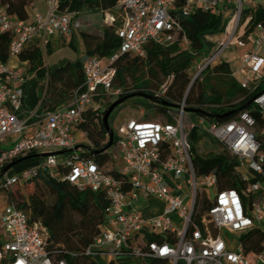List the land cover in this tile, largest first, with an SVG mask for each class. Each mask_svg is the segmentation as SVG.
<instances>
[{"label": "built area", "instance_id": "2783aa9c", "mask_svg": "<svg viewBox=\"0 0 264 264\" xmlns=\"http://www.w3.org/2000/svg\"><path fill=\"white\" fill-rule=\"evenodd\" d=\"M45 1L46 12L35 10L30 20L16 19L0 6V34L12 36L8 59L17 56L39 34H69L71 14L59 10L58 0ZM232 1L235 4L232 31L201 52L191 69L193 80L216 64L233 41L244 45L236 31L245 0ZM218 3L219 0H119L118 17L105 13L104 18L107 25L119 19L115 28L119 48L104 59L86 58L82 84L74 89L68 103L54 110L32 111L23 116L21 86L26 75L9 65L8 60L0 59V170L21 156L76 146L73 130L83 112L99 109L96 98L119 94V89H113L118 58L125 53L144 57L150 42L169 46L173 32L181 31V19L197 9L215 10ZM255 28L264 27L257 24ZM262 37L254 36L252 47L241 58L252 75L259 74L264 66V58L257 52ZM179 44L188 54H194L185 35ZM172 79L173 74H169L153 95L163 97ZM259 80L249 83L244 79L240 84L253 91ZM251 99L264 119V90ZM166 112L170 120L128 119L117 126L109 150V153L116 151L121 160L117 175L104 170L94 159L79 158L74 149L60 156L39 157L35 164L17 172H5L0 185L9 187L44 174L71 183L79 192L90 191L100 196L104 200V220L85 248L84 254L90 257L143 261L156 257L168 264H264V239L259 250L245 248L254 235L252 229L264 233V125L259 127L246 110L224 122H210L204 115H197L196 121L187 124L184 101ZM191 129L210 135L223 152L234 158L235 171L245 182L240 190L221 188L212 171L196 170L193 164L196 149L193 150L188 139ZM164 143H168L169 151L163 157ZM208 189H212V194ZM148 197L159 199L163 206L158 214L145 217L137 203ZM201 200L207 203L202 211L198 208ZM222 231L232 237L225 238ZM147 234L150 237L143 240ZM156 235L171 240L157 242L153 239ZM45 236L46 228L41 223L30 220L25 210L5 200L0 210V264H65L64 259L55 262L50 256Z\"/></svg>", "mask_w": 264, "mask_h": 264}, {"label": "trees", "instance_id": "16d2710c", "mask_svg": "<svg viewBox=\"0 0 264 264\" xmlns=\"http://www.w3.org/2000/svg\"><path fill=\"white\" fill-rule=\"evenodd\" d=\"M32 1L0 0V6L4 7L6 13L10 16L26 20L28 18L26 7ZM118 3L119 0H58V8L60 11L68 12L70 8H74L77 12L84 10L103 15L118 9ZM247 16L249 19L244 33L240 36L241 39H245L257 24L264 27V6L242 7L239 23ZM219 21L220 16L215 10L202 11L197 9L188 17L181 19V31L173 32V42L169 46L162 47L150 42L146 46L144 57L131 53L122 54L115 63L114 81L117 80L122 85L124 75L129 74L133 79V84L131 87L120 89L116 97H105L104 100L107 99V101L102 109L99 108L97 111L87 109L83 112V117L75 128L85 134L88 144L77 145L78 157L94 159L104 170L117 175L119 168H116L113 164L110 168H107V164L111 161L109 153L111 148L107 146L108 138L102 123L103 113L110 103L117 98L136 92L153 95L154 90L163 83L169 74H173V79L168 84L165 95L161 97L169 105L160 104L161 107L157 108V112L162 115L164 121L171 119L166 112L167 109H172L177 103L184 101L186 109H198L199 112H196V114L204 115L210 122H224L238 112L246 110L254 116L259 127L264 125V119L261 118L255 105L252 102L246 105L254 94L264 90V78L259 80L260 82L255 90L251 91V88H244L233 76L226 61L217 62L206 68L203 76L200 75L195 78L194 89L187 96L183 95L184 89L190 80L191 69L201 52L206 49L201 36L204 32L215 28ZM117 25V21L112 25L106 24L102 28L100 36L83 33L84 37L90 36L93 39V41H87V48L83 57L74 63H66L49 72V83L59 81L64 86L60 93H66V99L62 104L66 103L74 89L82 84V65L86 58L98 56L104 59L117 51L119 48V38L115 33ZM182 35H185L190 41V48L194 54H188L186 50L181 48L179 42ZM11 39L12 36L9 33L0 34V59L4 62L8 60V46ZM17 56L20 60L28 61L30 69L37 68L43 63L42 54L37 48H23ZM142 66L147 67L152 75V66H155L164 76L155 89L150 90L152 79L142 74L143 71L140 70ZM71 69L74 72L70 71ZM78 69L81 71L80 77L72 79ZM59 97L61 98V95ZM62 104L45 108V110H54ZM45 106H47V103ZM204 134L197 129L188 132V139L193 150H195V143ZM112 143H114V136ZM262 149H264V145H262ZM168 151V143L162 144L163 157L168 154ZM32 159L38 161L39 157L28 160ZM193 164L200 173L212 171L217 176L221 188L240 190L245 185V182L239 177V173L235 171L236 161L225 152L208 153L205 156L196 155ZM17 165L15 164L10 168L11 171L12 169L23 168ZM63 170V168H60V171ZM16 185H19L22 189L27 185H32L33 189L31 193L23 195L18 200L14 197L12 189ZM40 185L54 195L51 203H48L44 197ZM1 194L4 200L14 202L19 208L25 210L30 220L38 221L46 228L47 250L55 262L64 259L65 264H102L84 254L85 248L98 234L100 225L104 220L102 213L104 200L96 193L90 191L79 192L71 183L56 176L38 174L31 179L23 182L19 181L9 187L0 185ZM206 207V201L201 200L198 208L202 211ZM70 213L76 214L78 219L72 221L68 218ZM251 233H254V235L248 240L245 248L246 250H259L260 242L264 239V233L255 231V229H252ZM153 239L157 242L171 240L170 237L165 235H156ZM144 262H146L145 264H167L165 259L156 257L144 260Z\"/></svg>", "mask_w": 264, "mask_h": 264}, {"label": "crops", "instance_id": "0c3cea01", "mask_svg": "<svg viewBox=\"0 0 264 264\" xmlns=\"http://www.w3.org/2000/svg\"><path fill=\"white\" fill-rule=\"evenodd\" d=\"M253 6H264V0H245L243 3V7ZM46 9L47 6L45 0H33L32 3L26 7L28 20H30L35 10L39 11L41 14H44L46 12ZM215 11L219 14L220 21L215 28L203 33L207 34L205 39H207L206 43H208V46L206 45L204 38H202L205 48H210L214 46L218 41L222 40L224 37H227L231 33L234 26L235 4L232 0H219ZM68 12L71 14V29L67 36H62L57 33L47 35L39 34L32 38L24 46V48H37L41 52L43 57V63L41 66L30 69V63L28 61L20 60L18 56H13L8 59L9 65L21 69L26 75V81L21 86L23 96L21 113L23 116L32 111L42 113L45 108H49L54 105H60L65 101L66 93H60L64 89V86L59 81H52V84L49 83V72L53 71L57 67L63 66L66 63H74L76 60L81 59L85 54L87 41H93L90 36L84 37L83 33H86L88 35H95V31L102 32V28L106 25V23L102 19L101 13L88 12L84 10L77 12L74 8H70ZM248 19L249 17L247 16L243 21L239 23L236 31V35L238 37L244 33ZM230 24H232V26L229 30ZM240 28H242V32L241 34H238ZM259 34L264 35V28H254L253 31L249 33V35H247L245 39H243V46H240L235 41H233L218 59V62L226 61L229 64L233 76L239 82L243 81L244 79H248V82L250 83V81H254L256 78H264V66H262L259 74L252 75L250 69L243 66L241 63V58L252 47L254 36ZM257 52L262 58H264V37H262ZM70 71L74 72L73 69H71ZM80 74L81 71L80 69H78L75 75L72 76V79L80 77ZM60 95L61 98L59 97ZM68 101L66 103H68ZM104 101V99H95V103L100 106V109L104 107ZM45 102L47 103V106H45ZM138 103L146 105V103ZM145 114L146 113L141 108L138 111L137 116L129 115V118L125 119L124 121L128 119H138ZM80 132L82 136L86 138L85 134L82 131ZM205 135L207 134L202 135V137ZM73 136L75 138L74 132ZM14 138V136L10 137L9 142H11ZM201 138L198 141H201ZM75 141L77 145L88 144V141L85 144H82L76 138ZM196 144L197 142L195 143V145ZM196 153L198 156H205L206 154H208L206 152L201 153L199 151H196ZM36 162L37 161L33 159L28 160L22 163L24 164L22 167L24 168L26 166L33 165ZM22 164H19V166ZM16 171L15 169H12L11 173ZM137 204L140 211L145 217L158 214L163 206V203L155 197H148L147 199L140 200ZM103 258L106 261L102 264H115V261H117L118 259H120L121 261H126L129 257H120L112 260L105 257ZM135 262L136 264L146 263L140 259H135Z\"/></svg>", "mask_w": 264, "mask_h": 264}, {"label": "rangeland", "instance_id": "374dc122", "mask_svg": "<svg viewBox=\"0 0 264 264\" xmlns=\"http://www.w3.org/2000/svg\"><path fill=\"white\" fill-rule=\"evenodd\" d=\"M114 17H118L119 15V11L118 10H114L110 13H108ZM105 18V14L102 15V19L104 20ZM119 21V19L117 18V22ZM232 24L229 25V30L231 28ZM242 32V28L239 29L238 34H241ZM100 31H95L94 34L95 35H99L100 36ZM207 34H203L202 38H204V41L206 43L207 39L206 38ZM235 40V39H234ZM208 43H206L207 45ZM208 46V45H207ZM199 60V58H198ZM152 71H153V75L149 72L148 68L145 66H142L140 68L142 72V74L145 77H149L150 79H152L151 81V85H150V90H153L157 87L158 83H160L163 80V75L158 71V69L155 66H152ZM136 74H138L136 72ZM135 74V75H136ZM205 74L202 73V76ZM133 84V79L129 74H125L124 75V83L122 85H120L118 83L117 80L114 81V86L113 89H123V88H128L131 87ZM195 86V79L193 80L192 78V73L190 76V80L187 83L183 95L185 94V96L188 95V93L194 89ZM113 100V99H111ZM107 101V99H106ZM106 101H104V106L106 105ZM138 102H142V103H146V105H143L141 103ZM161 107L160 104L158 103H154L146 98H143L141 96H132L128 99H126L125 101H123L121 104H119L118 106H116L113 111L110 113L109 118H108V123L109 126L111 127V129L113 130V132L116 131L117 126L123 122L125 119L129 118V115H134L137 116L138 111L142 108L144 110V112L146 113L144 116L140 117L142 119H152V120H156V121H164V118L162 117V115L160 113L157 112V108ZM196 113L192 112V111H187L185 113V117H184V122L185 123H189V121H196ZM208 125V124H207ZM75 134V138L80 141V143L85 144L87 142L86 138H84L81 134V132L77 129H75L74 131ZM4 146V145H3ZM197 146V147H196ZM195 149L198 152L201 153H223V149L221 148V146L210 136V135H205L201 138V141H198L197 144L195 145ZM57 156H60L59 154H57ZM110 156H111V161L107 164V168H110L112 166V164L116 167V168H120L121 167V160L120 157L117 155L116 151H111L110 152ZM31 159V158H30ZM28 160V159H27ZM26 160L21 161L22 163H24ZM19 162V163H21ZM19 163H17L19 166ZM21 163V164H22ZM24 164L20 165L23 166ZM15 166V165H14ZM19 166V167H20ZM16 170V169H15ZM19 169H17V171H19ZM16 171V172H17ZM11 173V169H9L7 171V174ZM249 175V174H248ZM40 188L42 189V192L44 193V197L47 199L48 203H51L54 199V195L46 188L42 187L40 185ZM13 192H14V197L18 200H20L22 198L23 195L29 194L32 192V185H27L25 186L23 189L20 188L19 185L13 186L12 187ZM207 192L209 194H212V189H208ZM2 194L0 195V210H2V208L5 205V200L4 198L1 197ZM173 218H175L174 215H172ZM68 218H70L72 221H76L78 219V216L76 214H68ZM223 236L225 237H232V235L230 233H227L225 231H222ZM234 236V235H233ZM150 237V235H145L143 237V240H146ZM225 237V238H226ZM92 259H94L95 261L98 262H105L106 260L102 257L99 256H93ZM136 258H128V260L126 261H121L120 259H118L117 261H115V264H136L135 262ZM168 264V263H167Z\"/></svg>", "mask_w": 264, "mask_h": 264}, {"label": "water", "instance_id": "95a60500", "mask_svg": "<svg viewBox=\"0 0 264 264\" xmlns=\"http://www.w3.org/2000/svg\"><path fill=\"white\" fill-rule=\"evenodd\" d=\"M132 96H141L143 98H146L154 103H158V104H161V105H169V103L159 97H156L154 95H150V94H147V93H142V92H136V93H133L131 95H127V96H123V97H120V98H117L115 100H113L110 105L106 108L105 112L103 113L102 115V123L106 129V135H107V138H108V144L107 146L110 147L112 145V142H113V130L111 129V127L109 126V123H108V118H109V115L110 113L113 111V109L118 106L119 104H121L123 101H125L126 99L132 97ZM252 102V99H250L246 105L250 104ZM187 111H192V112H199L198 109H187ZM77 148V145L74 146L73 148H70V149H67V150H57V151H49V152H37V153H33V154H28V155H25V156H21V157H18L17 159L9 162L8 164H6L1 170H0V177L5 173L7 172L10 168H12L15 164L23 161V160H26V159H29V158H32V157H43V156H46V155H50V154H63V153H66V152H71L73 151L74 149Z\"/></svg>", "mask_w": 264, "mask_h": 264}]
</instances>
